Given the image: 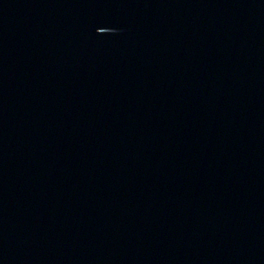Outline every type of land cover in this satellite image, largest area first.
I'll list each match as a JSON object with an SVG mask.
<instances>
[{
  "label": "water",
  "instance_id": "obj_1",
  "mask_svg": "<svg viewBox=\"0 0 264 264\" xmlns=\"http://www.w3.org/2000/svg\"><path fill=\"white\" fill-rule=\"evenodd\" d=\"M0 264H264V0H0Z\"/></svg>",
  "mask_w": 264,
  "mask_h": 264
}]
</instances>
